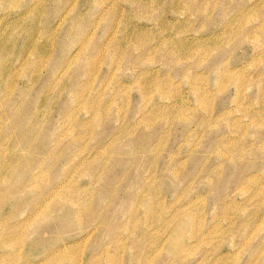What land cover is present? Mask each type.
<instances>
[{
    "label": "rangeland",
    "instance_id": "374dc122",
    "mask_svg": "<svg viewBox=\"0 0 264 264\" xmlns=\"http://www.w3.org/2000/svg\"><path fill=\"white\" fill-rule=\"evenodd\" d=\"M0 264H264V0H0Z\"/></svg>",
    "mask_w": 264,
    "mask_h": 264
},
{
    "label": "bare ground",
    "instance_id": "6f19581e",
    "mask_svg": "<svg viewBox=\"0 0 264 264\" xmlns=\"http://www.w3.org/2000/svg\"><path fill=\"white\" fill-rule=\"evenodd\" d=\"M223 2V1H222ZM205 14V13H204ZM198 15V14H197ZM71 32V31H70ZM235 34V33H234ZM139 67V66H138ZM130 73V72H129ZM227 78H230V77H227ZM188 79V78H187ZM226 81V80H225ZM241 109V108H240ZM118 118V117H117ZM231 123V122H230ZM61 127V126H60ZM55 131V130H54ZM70 134V133H69ZM73 134V133H72ZM112 144V143H111ZM102 154V153H101ZM139 173V172H138ZM89 177V176H88ZM40 182V181H39ZM67 182V181H66ZM42 183V182H41ZM68 184V183H67ZM63 185V184H62ZM65 185V184H64ZM61 187V186H60ZM70 188V187H69ZM70 190V189H69ZM43 209V208H42ZM120 212V211H119ZM118 212V213H119ZM115 214V213H114ZM115 219V218H114Z\"/></svg>",
    "mask_w": 264,
    "mask_h": 264
}]
</instances>
